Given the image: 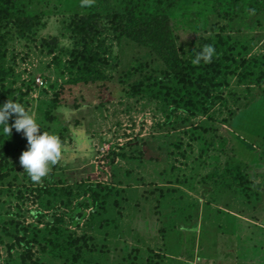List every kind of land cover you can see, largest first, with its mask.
<instances>
[{
    "label": "rangeland",
    "instance_id": "obj_1",
    "mask_svg": "<svg viewBox=\"0 0 264 264\" xmlns=\"http://www.w3.org/2000/svg\"><path fill=\"white\" fill-rule=\"evenodd\" d=\"M157 1L185 56L216 24L264 54V14ZM81 3L0 0L15 16L0 21V97L34 112L66 149L37 182L19 163L27 139L0 135V264H264V84L237 73L199 115L132 95L121 81L132 66L161 73L165 63L117 30L125 0ZM94 58L103 78L74 83ZM74 129L90 154L86 143L77 152Z\"/></svg>",
    "mask_w": 264,
    "mask_h": 264
},
{
    "label": "trees",
    "instance_id": "obj_2",
    "mask_svg": "<svg viewBox=\"0 0 264 264\" xmlns=\"http://www.w3.org/2000/svg\"><path fill=\"white\" fill-rule=\"evenodd\" d=\"M176 5L181 0H172ZM130 9L127 19L115 20L119 33L140 45L153 48L154 52L166 65L161 73L147 72L142 63L131 67L122 83H127L132 95H150L175 109H183L191 114H207L215 105L217 99L223 97V89L229 84L231 76L239 73L241 80L251 78L250 83L264 84V54L251 53L247 44L232 32H225L216 24L209 36H202L198 47L188 56L182 54L177 46L169 13L157 0H125ZM213 11L221 17L234 18L264 14V0H212ZM15 17L10 10L4 16L0 12V21ZM91 18L86 22L90 23ZM86 31L91 25L85 23ZM241 44H240V43ZM214 48V54L209 62L203 58L196 63V57L206 46ZM0 43V61L4 56ZM243 70L242 72H238ZM85 78H78L74 83H91L102 79L104 72L98 68V60L92 59L91 67L87 66ZM0 66V75H3ZM140 74L139 78L134 77ZM9 94L3 93L0 102L9 99ZM3 135H1V138ZM231 175L239 178V172L232 170ZM86 192H93L91 197L98 199L99 193L90 185Z\"/></svg>",
    "mask_w": 264,
    "mask_h": 264
},
{
    "label": "clouds",
    "instance_id": "obj_3",
    "mask_svg": "<svg viewBox=\"0 0 264 264\" xmlns=\"http://www.w3.org/2000/svg\"><path fill=\"white\" fill-rule=\"evenodd\" d=\"M92 3L93 0H82L81 7H90ZM213 54L214 48L206 46L195 62L199 63L201 58L209 62ZM13 129L27 139V148L19 157L20 166L33 181L38 182L48 174L51 165L62 159L65 146L59 136L42 130L34 112L8 99L0 103V135H12ZM73 133L77 152L86 143L88 151L82 154H90L92 142L86 137V133L82 129H74Z\"/></svg>",
    "mask_w": 264,
    "mask_h": 264
}]
</instances>
